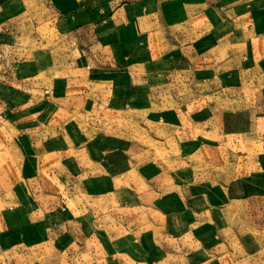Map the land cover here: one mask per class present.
Masks as SVG:
<instances>
[{
  "label": "crops",
  "instance_id": "1",
  "mask_svg": "<svg viewBox=\"0 0 264 264\" xmlns=\"http://www.w3.org/2000/svg\"><path fill=\"white\" fill-rule=\"evenodd\" d=\"M0 48V264H264V0H0Z\"/></svg>",
  "mask_w": 264,
  "mask_h": 264
},
{
  "label": "rangeland",
  "instance_id": "2",
  "mask_svg": "<svg viewBox=\"0 0 264 264\" xmlns=\"http://www.w3.org/2000/svg\"><path fill=\"white\" fill-rule=\"evenodd\" d=\"M155 106H151V121H146L143 119H139V115L136 114L135 117L138 119L136 120L134 115L133 118L127 119V114L126 113H122L121 117L120 115H111V111L109 110H105L102 113H95L93 112H89V114H87L88 117V123L86 128L88 129V138L92 137L95 134H99V136H105L106 139V144L108 145L110 142L114 141L115 144L120 148V147H125L126 149V145L130 148L134 147V151L137 152L139 151L142 146V134L141 131H144V133L146 134V136H151V137H146L144 142L148 143L146 140H148L150 138V141L152 140V137H157L156 132L158 133V127H159V122L160 119V113L158 110V106L157 104H154ZM154 108V109H153ZM2 110H3V106L1 109V114H2ZM113 114V113H112ZM169 114V113H168ZM172 116L168 117L169 119L165 121V123H168L170 126H173V124L176 122L174 120H172V118H175V115L173 113H171ZM115 116L114 119H112V117ZM118 117V118H116ZM3 120L4 117H2V115L0 116V124H3ZM171 123V124H170ZM169 128V127H168ZM130 132V134L127 136L126 135V131ZM123 133V134H122ZM167 133H169V129H167ZM122 137H121V136ZM128 140H127V138ZM163 137V136H162ZM164 138V137H163ZM123 139L124 143L120 144V141ZM168 140V139H166ZM119 142V143H118ZM126 142V143H125ZM150 143V142H149ZM114 144V145H115ZM151 144V143H150ZM110 148L113 146L112 143L109 144ZM152 146V145H151ZM155 148V147H154ZM176 148L171 142H168L165 145V149L164 150H158L156 148V151L153 152L154 156L156 158H165L169 157L168 155H173L172 158H178L180 157L178 154V152L174 149ZM126 151H123L122 154H125ZM106 154V153H105ZM132 153H129V155H131ZM133 157H128V159H132ZM134 160V159H133ZM115 162V161H112ZM106 164V163H105ZM105 174H107V182L104 183V185L102 186L103 192L107 193V199L103 200V206L106 207L108 202L110 201L111 197V190L113 188V184L111 182V170L106 168L104 170V176ZM86 188H89V185H86ZM115 200L118 201V204L113 205L115 208L111 207L110 205L107 208L106 214L110 216V214L113 211H118V214H121L124 209V206L127 205V203L124 201L122 202V200L118 199L115 197Z\"/></svg>",
  "mask_w": 264,
  "mask_h": 264
},
{
  "label": "built area",
  "instance_id": "3",
  "mask_svg": "<svg viewBox=\"0 0 264 264\" xmlns=\"http://www.w3.org/2000/svg\"><path fill=\"white\" fill-rule=\"evenodd\" d=\"M2 50H1V48H0V61H1V52ZM2 68H1V66H0V85L2 84ZM2 101H3V99H2V97H1V93H0V115H1V109H2Z\"/></svg>",
  "mask_w": 264,
  "mask_h": 264
}]
</instances>
